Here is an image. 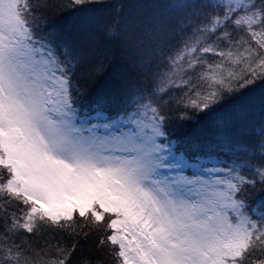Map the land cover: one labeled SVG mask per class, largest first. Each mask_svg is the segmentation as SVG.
<instances>
[{"label": "snow or ice", "instance_id": "1", "mask_svg": "<svg viewBox=\"0 0 264 264\" xmlns=\"http://www.w3.org/2000/svg\"><path fill=\"white\" fill-rule=\"evenodd\" d=\"M0 264H264V0H0Z\"/></svg>", "mask_w": 264, "mask_h": 264}]
</instances>
